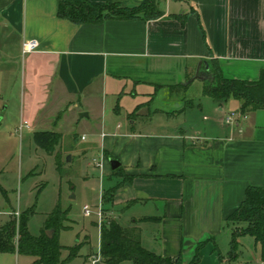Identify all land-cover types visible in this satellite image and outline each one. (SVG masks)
<instances>
[{"label": "crops", "instance_id": "crops-1", "mask_svg": "<svg viewBox=\"0 0 264 264\" xmlns=\"http://www.w3.org/2000/svg\"><path fill=\"white\" fill-rule=\"evenodd\" d=\"M87 1L132 7L145 0ZM59 5L0 0V59H13L17 50L23 109L37 119L48 105L66 102L68 109H79L80 118L95 114L92 144L102 163L94 158L93 164L113 176L108 160L121 167L109 215L117 219L124 207L130 215L122 225L147 249L181 255L183 264H190L199 242L211 238L200 264H223L227 259L215 250L228 217L250 185L264 188V109L242 114L239 100H216L204 86L213 60L225 77L259 78L264 0H161L163 13L156 19L83 24L59 17ZM31 39L39 46L25 53L24 42ZM9 62L1 66L10 70ZM199 65L206 78L200 80L202 104L196 105L182 93L199 80L193 79ZM233 111L234 122L225 123Z\"/></svg>", "mask_w": 264, "mask_h": 264}, {"label": "rangeland", "instance_id": "rangeland-1", "mask_svg": "<svg viewBox=\"0 0 264 264\" xmlns=\"http://www.w3.org/2000/svg\"><path fill=\"white\" fill-rule=\"evenodd\" d=\"M11 52L15 53L13 59L7 62L0 59V226L13 214L18 217L22 212L29 211V232L39 237L44 230L46 232L45 227L52 214L60 209L65 212L58 231L60 243L65 246L61 264H106L99 255L97 211L102 205L104 191L121 178L104 172L102 164H93L94 158L102 163L98 146L92 144L91 128L97 122L96 116L80 118L79 109L70 110L65 102L59 106L48 105L36 114L37 119H32L29 112L23 109V81L18 53L15 48ZM8 62L13 63L10 70L1 66ZM202 86V81L196 80L182 94L187 99H193L196 105L202 104ZM182 94L178 96L182 97ZM195 110L202 113L199 108ZM251 112L254 114L255 111ZM203 114L213 118L209 111ZM25 119L29 121L28 125L23 123ZM180 121L176 120L175 126ZM42 130L63 134L62 153L59 154L58 147L53 152H47L37 144L35 133ZM111 160H108L110 165ZM86 205L91 208L90 216L85 215ZM119 209L117 220L125 225L130 213L125 212L122 206ZM227 227L225 235L217 240L219 250H215L216 254L222 253L227 259L223 264H262L260 245L251 235L239 236V245L232 253V228ZM75 245L79 246L72 256L70 247ZM92 255H96L95 263L89 260ZM33 260L32 256L18 253H0V264H29ZM123 264L133 263L126 261Z\"/></svg>", "mask_w": 264, "mask_h": 264}, {"label": "trees", "instance_id": "trees-1", "mask_svg": "<svg viewBox=\"0 0 264 264\" xmlns=\"http://www.w3.org/2000/svg\"><path fill=\"white\" fill-rule=\"evenodd\" d=\"M161 0H145L144 2L128 7L116 2L94 4L87 0H60L58 16L75 24L100 22L106 18L127 20L156 19L162 16L159 8ZM209 78L205 82L206 95L219 100L227 101L235 98L240 101V111L247 114L251 111L264 109V69L255 81L225 77L216 60L209 62ZM37 144L47 152H53L62 141V134L55 131L42 130L35 133ZM121 167L113 170L118 175ZM131 179V177H127ZM117 186L106 189L102 196L103 219L97 225L100 229V256L106 264H123L130 261L133 264H183V257L163 256L147 249L141 239L134 235L130 228L122 225L117 219L109 215L114 202ZM30 212H22L18 217L13 214L8 221L0 226V253H18L34 257L29 264H61L62 250L58 231L61 229L65 212L58 209L52 214L51 221L45 229H54L53 238L44 233L33 236L28 229ZM157 217H145L144 220L153 221ZM227 226L232 228V253L239 245L238 237L251 235L260 245V256L264 262V188L250 185L240 206L228 217ZM197 244L190 264H200L201 250L208 241ZM79 245L70 247L71 255L77 253Z\"/></svg>", "mask_w": 264, "mask_h": 264}, {"label": "built area", "instance_id": "built-area-1", "mask_svg": "<svg viewBox=\"0 0 264 264\" xmlns=\"http://www.w3.org/2000/svg\"><path fill=\"white\" fill-rule=\"evenodd\" d=\"M38 46H39V43H38L37 40H35V39L26 40L24 42V45H23V51L25 53L33 52V51L37 50ZM236 117H237V112L233 111V112H231V113H229V114H227L225 116L224 122L227 123V124H231V123L234 122ZM84 211H85V215L86 216H90L92 214L91 208L88 205H86L84 207ZM17 215H19V213H17ZM97 215H98V218H99L98 219V224L100 225L101 222H102V219H103L102 205H99L98 211H97ZM99 255H100V253H99ZM93 262H96V260L94 259Z\"/></svg>", "mask_w": 264, "mask_h": 264}, {"label": "water", "instance_id": "water-1", "mask_svg": "<svg viewBox=\"0 0 264 264\" xmlns=\"http://www.w3.org/2000/svg\"><path fill=\"white\" fill-rule=\"evenodd\" d=\"M200 65H199V70H198V73L194 76L193 79H199V80H204L206 77L204 74H200ZM88 114L87 113H82L81 114V117H87ZM111 166H112V169H117L118 167H120V162L116 159H113L111 160ZM54 232L55 230L54 229H47L46 230V234L49 238H53L54 236Z\"/></svg>", "mask_w": 264, "mask_h": 264}]
</instances>
